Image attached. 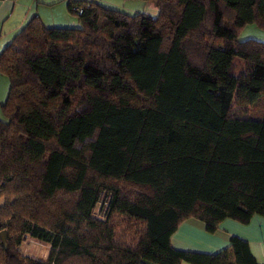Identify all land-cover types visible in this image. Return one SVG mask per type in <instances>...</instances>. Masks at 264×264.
Segmentation results:
<instances>
[{
	"label": "trees",
	"instance_id": "1",
	"mask_svg": "<svg viewBox=\"0 0 264 264\" xmlns=\"http://www.w3.org/2000/svg\"><path fill=\"white\" fill-rule=\"evenodd\" d=\"M143 1L156 14L67 0L78 26L33 17L0 51V264H258L236 236L170 237L264 217V41L238 36L264 0Z\"/></svg>",
	"mask_w": 264,
	"mask_h": 264
},
{
	"label": "crops",
	"instance_id": "2",
	"mask_svg": "<svg viewBox=\"0 0 264 264\" xmlns=\"http://www.w3.org/2000/svg\"><path fill=\"white\" fill-rule=\"evenodd\" d=\"M95 1L104 5L132 3L130 6L134 8L130 11L133 12L149 13L146 10L149 3L153 6L151 2L143 0ZM33 17H38L43 25L49 27L79 25L78 18L68 11L67 0H0V51L15 32ZM231 236L244 240L256 262L264 264V217L260 215H254L246 224L226 218L214 233L207 232L200 220L186 219L173 232L170 243L176 249L214 254L229 248Z\"/></svg>",
	"mask_w": 264,
	"mask_h": 264
},
{
	"label": "rangeland",
	"instance_id": "3",
	"mask_svg": "<svg viewBox=\"0 0 264 264\" xmlns=\"http://www.w3.org/2000/svg\"><path fill=\"white\" fill-rule=\"evenodd\" d=\"M126 1V0H125ZM132 3H128L127 5H120V4H112V5H107L108 7L112 8H120L123 9L124 12L132 10L134 7L130 6ZM156 8L152 6L149 3V8L146 9L149 11V14L151 12H154ZM137 11H134L133 13H136ZM132 14V13H130ZM154 15V13H152ZM156 14V13H155ZM239 39H246V38H253L257 39L260 41H264V29H258L254 25H246L239 33ZM8 81L6 77L2 74H0V105L5 101V98L7 96V91H8ZM0 117H1V109H0ZM107 204V199L106 197H103L100 202L97 204L95 209L93 210V215L96 217L103 218L104 217V212H105V206ZM50 249V244L40 241L29 234H26L19 247L18 250L20 251L21 254L29 257H34V258H39V259H45L48 256V252Z\"/></svg>",
	"mask_w": 264,
	"mask_h": 264
},
{
	"label": "water",
	"instance_id": "4",
	"mask_svg": "<svg viewBox=\"0 0 264 264\" xmlns=\"http://www.w3.org/2000/svg\"><path fill=\"white\" fill-rule=\"evenodd\" d=\"M0 238L3 241L4 245H6V239H5V232L4 231L0 233Z\"/></svg>",
	"mask_w": 264,
	"mask_h": 264
},
{
	"label": "built area",
	"instance_id": "5",
	"mask_svg": "<svg viewBox=\"0 0 264 264\" xmlns=\"http://www.w3.org/2000/svg\"><path fill=\"white\" fill-rule=\"evenodd\" d=\"M78 13L80 14L81 13V10H78Z\"/></svg>",
	"mask_w": 264,
	"mask_h": 264
}]
</instances>
